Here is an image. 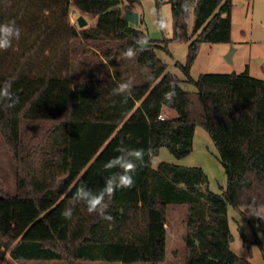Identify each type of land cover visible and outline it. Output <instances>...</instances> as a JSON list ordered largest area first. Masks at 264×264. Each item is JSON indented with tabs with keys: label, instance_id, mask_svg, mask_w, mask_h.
<instances>
[{
	"label": "trees",
	"instance_id": "obj_1",
	"mask_svg": "<svg viewBox=\"0 0 264 264\" xmlns=\"http://www.w3.org/2000/svg\"><path fill=\"white\" fill-rule=\"evenodd\" d=\"M39 1L0 0V23L15 20L18 26ZM69 2L95 18V26L71 25ZM169 2L170 41L189 44L186 64L176 66L194 92L184 91L166 72L155 55L161 46L123 20L116 9L121 0H65L58 17L9 64V53L0 50V86L9 83L19 98L12 108L0 102V137L16 181L15 194L0 191V263L9 256L14 262L160 264L167 250L166 209L176 205L186 208L185 264H251L230 248L227 208L252 202L264 208V81L247 72L192 80L189 70L201 45L231 44V0ZM190 8L192 35L187 33ZM62 18L65 42L53 56L43 57L38 72L27 69L38 51L45 54ZM129 47L136 49L133 59L122 56ZM60 65L65 71H58ZM125 81L132 83L126 102L113 94ZM163 108L176 117L160 120ZM197 126L219 154L227 178L222 194L201 191L206 178L200 168L164 162L152 167L161 148L177 159L189 155ZM121 142L152 152L144 166L138 165L134 187L106 198L107 213L114 217L108 222L72 197L81 185L93 191L103 187L109 174L103 166L118 155ZM69 207L72 217L66 219L61 213Z\"/></svg>",
	"mask_w": 264,
	"mask_h": 264
},
{
	"label": "rangeland",
	"instance_id": "obj_2",
	"mask_svg": "<svg viewBox=\"0 0 264 264\" xmlns=\"http://www.w3.org/2000/svg\"><path fill=\"white\" fill-rule=\"evenodd\" d=\"M231 4V44L201 45L189 70L192 80H197L203 74L238 75L247 72L252 78L264 81V0H231ZM65 6V0H42L35 6L30 5L25 18L18 25L21 29L20 39L14 40L12 47L6 50L9 53L7 56L5 55L6 51L3 52L6 56V65L11 62L12 55L32 42L36 34L53 22ZM67 7L69 10L68 21L77 30H81L77 24L79 17H83L87 22L84 28L95 26V18L80 13L71 2L68 3ZM116 9L122 15L127 11H132L138 15V24L132 26L143 32L150 41L149 43L161 46V48L155 49V55L166 66V72L179 79V85L184 91H196L193 83L187 82L181 69L176 66V63L186 64L189 44L170 41L172 38V11L169 0H136L132 3L121 0ZM160 20L166 22L167 27L165 29L158 26ZM194 23V9L190 8L187 23V33L189 35H192ZM32 28L34 29L31 30ZM66 30L67 25L65 19L62 18L51 31L52 34L49 36L52 35V37H48L49 44H45V47H47L45 54L43 55L41 50L38 51L28 62L27 69L31 67L34 73L42 69L43 57H47L50 52L53 56L60 49L66 40ZM229 53H231V63L225 59ZM93 63L95 62L93 61ZM58 71L65 70L60 65ZM173 111L163 108V118L166 120L176 117ZM162 162L179 167L200 168L206 178V183L201 187L202 192L222 194L226 189L227 178L219 160V154L211 138L201 126L195 128L192 150L189 155L177 159L166 148H161L157 156L152 159V167L156 168ZM1 190L10 195L15 194L16 181L13 162L0 137ZM166 217V259L160 264H185L186 208L168 205ZM227 218L232 235L231 250L238 257L248 260L251 264H264V220L248 215V207L233 209L230 206L227 208ZM0 264L119 263L35 260L14 262L7 256Z\"/></svg>",
	"mask_w": 264,
	"mask_h": 264
},
{
	"label": "clouds",
	"instance_id": "obj_3",
	"mask_svg": "<svg viewBox=\"0 0 264 264\" xmlns=\"http://www.w3.org/2000/svg\"><path fill=\"white\" fill-rule=\"evenodd\" d=\"M161 29H165L167 24L164 20L158 22ZM21 36V29L17 26L15 20L7 23H0V50L6 51L12 47L14 40H19ZM143 42V38L138 41V44ZM136 49L129 47L122 56L128 59L135 58ZM132 83L131 81L121 82L113 90L114 95H122L125 101L131 95ZM0 102L7 108L14 107L19 98L15 97L11 92V85L9 83L0 86ZM118 155L112 157L104 164V170L109 174L104 177V185L99 191H93L85 185L78 187L73 194L74 202H82L85 204L87 212L90 214H97L102 220L112 222L114 217L107 213L109 207L107 200H111L117 189H131L135 185L134 173L138 167L145 165V156L152 152L151 148H130L123 142L115 149ZM119 169V172L112 171ZM73 209L71 207L62 211L61 215L66 219H71ZM248 215L254 216L260 220H264V208L258 206L254 202L248 205Z\"/></svg>",
	"mask_w": 264,
	"mask_h": 264
},
{
	"label": "water",
	"instance_id": "obj_4",
	"mask_svg": "<svg viewBox=\"0 0 264 264\" xmlns=\"http://www.w3.org/2000/svg\"><path fill=\"white\" fill-rule=\"evenodd\" d=\"M122 18L123 20H125L126 22H128L129 24H132V25H137L139 20H138V15L132 11H127L125 12L124 15H122ZM77 24H78V27L80 29L86 27L87 25V22L84 20L83 17H79L77 19ZM233 50V49H232ZM226 61L231 63V53H229L226 57H225Z\"/></svg>",
	"mask_w": 264,
	"mask_h": 264
},
{
	"label": "built area",
	"instance_id": "obj_5",
	"mask_svg": "<svg viewBox=\"0 0 264 264\" xmlns=\"http://www.w3.org/2000/svg\"><path fill=\"white\" fill-rule=\"evenodd\" d=\"M159 119H160V120H164V118H163V116H162V115H160V116H159Z\"/></svg>",
	"mask_w": 264,
	"mask_h": 264
},
{
	"label": "crops",
	"instance_id": "obj_6",
	"mask_svg": "<svg viewBox=\"0 0 264 264\" xmlns=\"http://www.w3.org/2000/svg\"><path fill=\"white\" fill-rule=\"evenodd\" d=\"M173 112H175V111H173ZM175 115L174 116H176V113H174Z\"/></svg>",
	"mask_w": 264,
	"mask_h": 264
}]
</instances>
